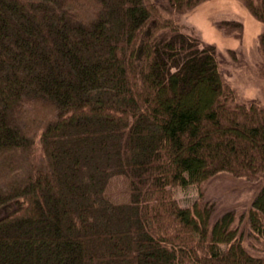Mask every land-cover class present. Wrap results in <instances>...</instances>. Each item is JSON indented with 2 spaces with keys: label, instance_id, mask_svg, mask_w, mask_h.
<instances>
[{
  "label": "trees",
  "instance_id": "trees-1",
  "mask_svg": "<svg viewBox=\"0 0 264 264\" xmlns=\"http://www.w3.org/2000/svg\"><path fill=\"white\" fill-rule=\"evenodd\" d=\"M204 1L0 0V264H264L204 186L261 180L246 218L264 251V0H238L262 24L261 100L179 21Z\"/></svg>",
  "mask_w": 264,
  "mask_h": 264
},
{
  "label": "rangeland",
  "instance_id": "rangeland-1",
  "mask_svg": "<svg viewBox=\"0 0 264 264\" xmlns=\"http://www.w3.org/2000/svg\"><path fill=\"white\" fill-rule=\"evenodd\" d=\"M221 18L242 21V37L236 38L217 28L215 23ZM179 21L186 32L216 45L221 73L237 88L240 100L262 99V80L251 71L259 60L257 34L262 24L238 0H206L180 15ZM260 185L261 180L250 181L221 171L205 182L204 186L206 196L216 202L212 219L225 210L233 209L244 247L253 254L264 255V251L250 243V228L246 218V212ZM121 188V183L115 187L117 191ZM173 194L181 205H188L196 197L197 187L195 184L177 185L173 188Z\"/></svg>",
  "mask_w": 264,
  "mask_h": 264
}]
</instances>
